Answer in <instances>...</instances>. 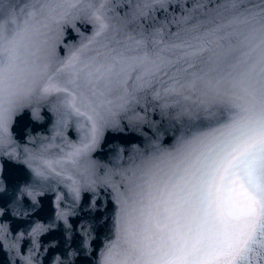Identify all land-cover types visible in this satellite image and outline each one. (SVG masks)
<instances>
[{
    "label": "water",
    "instance_id": "obj_1",
    "mask_svg": "<svg viewBox=\"0 0 264 264\" xmlns=\"http://www.w3.org/2000/svg\"><path fill=\"white\" fill-rule=\"evenodd\" d=\"M42 3L0 0V55L16 57L22 90L0 128V264H104L113 244L127 247L125 229L214 223L211 196L200 204L187 192L206 157L239 134L245 106L235 80L248 49L238 29L216 30L228 0H53L55 13ZM178 37L205 49L196 88L187 99L157 98V80L137 91L143 73L132 67L146 53L171 55ZM242 184L228 182L239 205Z\"/></svg>",
    "mask_w": 264,
    "mask_h": 264
},
{
    "label": "snow or ice",
    "instance_id": "obj_2",
    "mask_svg": "<svg viewBox=\"0 0 264 264\" xmlns=\"http://www.w3.org/2000/svg\"><path fill=\"white\" fill-rule=\"evenodd\" d=\"M228 5L224 9L227 15L216 24V30L225 27L238 29L241 42L248 49L246 58L237 65L235 80V86L245 98L239 134L206 157L209 163L203 171L198 169L193 173L191 190L187 192L193 201L200 204L205 202L206 196H211L214 223L202 228L200 225L181 224L177 220L173 221L177 224L174 228L165 224L155 230L125 229L123 243L127 247L118 252V245L113 244L105 254L104 264H127V259L132 257H135L133 264H256L264 260V0H258L251 6L244 5V0H228ZM40 7L49 13L57 11L53 0H43ZM196 7L203 10L205 4L199 3ZM219 7L221 5L218 4ZM220 15L217 12V16ZM212 23H215V18L199 21L196 27L203 28L205 24ZM105 27L101 24L96 35L99 36ZM19 38L18 33L10 32L8 43L15 44ZM4 40L0 34V45ZM170 50L171 55L165 56L161 50L155 58L146 53L132 67L133 72L140 70L143 73L135 77L139 81L137 91L152 88V81L157 80L162 86L160 91L153 89L157 98L161 94L188 98L186 93L194 90L202 79L191 71L195 67L193 61L205 49H196L178 37ZM15 60V56L0 55V128L22 94V90L12 83L18 81ZM108 71L111 73L113 69ZM161 73L167 76L166 81L160 79ZM179 102L177 99L176 103ZM232 177L243 182L246 201L243 205L232 202L229 196L228 182ZM120 255L125 259H117Z\"/></svg>",
    "mask_w": 264,
    "mask_h": 264
}]
</instances>
